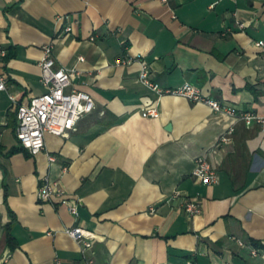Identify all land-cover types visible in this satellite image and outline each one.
<instances>
[{
	"label": "crops",
	"instance_id": "crops-1",
	"mask_svg": "<svg viewBox=\"0 0 264 264\" xmlns=\"http://www.w3.org/2000/svg\"><path fill=\"white\" fill-rule=\"evenodd\" d=\"M263 39L264 0H0V45L12 52L0 54V264H264V124L159 97L139 61L118 63L140 56L163 87L191 82L264 115ZM49 43L95 109L31 154L9 92L22 104L45 92ZM154 105L160 117H144ZM200 157L219 183L194 175ZM46 179L78 201V217L39 198ZM77 225L95 235L86 251L66 232Z\"/></svg>",
	"mask_w": 264,
	"mask_h": 264
},
{
	"label": "built area",
	"instance_id": "built-area-1",
	"mask_svg": "<svg viewBox=\"0 0 264 264\" xmlns=\"http://www.w3.org/2000/svg\"><path fill=\"white\" fill-rule=\"evenodd\" d=\"M66 30L71 31L72 27L68 26ZM257 44L264 47V39L258 41ZM43 52L41 81L46 88L45 92L34 97L29 104L20 103L18 97L9 92L19 119L17 138L31 154H37L45 149L47 133L58 136L68 135L76 129L81 119L91 114L95 109L93 96L87 91L74 87L76 71L57 65L53 54V44L44 45ZM0 54L3 58L8 55V50L2 45H0ZM81 60L84 58L81 57ZM134 61H139L142 65L141 81L156 92L159 97L166 95L184 97L196 103H204L214 111L236 115L249 125L256 122L264 124V115L253 111H238L235 107L204 94L200 86L191 82L174 87L161 86L151 79L149 65L140 56L134 58L127 55L119 59L118 63L129 64ZM0 90L8 91V80L5 74H0ZM142 115L148 118H159L161 113L158 105H154L144 107ZM222 141L229 142L230 137L224 135ZM50 158L52 161L56 160L54 156ZM194 175L205 185H214L220 181L218 172L206 157H200L197 160ZM39 198L43 201H60L69 207L73 215L79 216L78 201L70 197L69 192L60 181L46 179L40 186ZM185 209L190 216H195L202 211L201 203L197 199H189ZM66 232L81 242L85 251L92 247V239L95 236L92 231L77 225L67 228ZM189 264L195 263L190 262Z\"/></svg>",
	"mask_w": 264,
	"mask_h": 264
},
{
	"label": "trees",
	"instance_id": "trees-1",
	"mask_svg": "<svg viewBox=\"0 0 264 264\" xmlns=\"http://www.w3.org/2000/svg\"><path fill=\"white\" fill-rule=\"evenodd\" d=\"M12 56V52H8V55L6 56V58H10ZM23 147V146H22ZM24 148V147H23ZM25 149V148H24ZM8 239H11V237L8 236Z\"/></svg>",
	"mask_w": 264,
	"mask_h": 264
}]
</instances>
